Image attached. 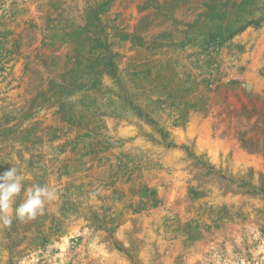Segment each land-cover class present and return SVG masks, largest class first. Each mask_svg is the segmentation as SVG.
I'll list each match as a JSON object with an SVG mask.
<instances>
[{"label":"rangeland","instance_id":"1","mask_svg":"<svg viewBox=\"0 0 264 264\" xmlns=\"http://www.w3.org/2000/svg\"><path fill=\"white\" fill-rule=\"evenodd\" d=\"M13 166L0 264H264V0H0Z\"/></svg>","mask_w":264,"mask_h":264},{"label":"clouds","instance_id":"2","mask_svg":"<svg viewBox=\"0 0 264 264\" xmlns=\"http://www.w3.org/2000/svg\"><path fill=\"white\" fill-rule=\"evenodd\" d=\"M23 179L16 166L0 174V224L3 226H10L13 218L21 221L35 219L44 214L47 204L58 198L55 188L39 184L25 188ZM17 198L22 199L18 205Z\"/></svg>","mask_w":264,"mask_h":264}]
</instances>
